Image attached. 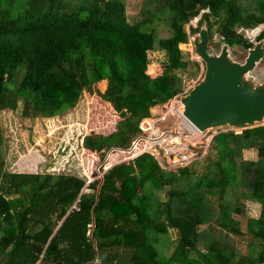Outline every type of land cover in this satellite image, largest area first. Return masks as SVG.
Returning <instances> with one entry per match:
<instances>
[{
	"label": "trees",
	"instance_id": "16d2710c",
	"mask_svg": "<svg viewBox=\"0 0 264 264\" xmlns=\"http://www.w3.org/2000/svg\"><path fill=\"white\" fill-rule=\"evenodd\" d=\"M142 2L128 17L125 0H0V264H264V126L219 133L210 145L216 159L208 154L178 175L147 155L109 169L100 186L72 169L6 168L2 115L20 103L24 118H54L103 84L102 99L128 112L111 139L96 135L110 142L96 150L127 148L150 108L183 92L181 75L200 73L180 49L187 30L205 26L211 41L245 51L264 39V0ZM259 26L250 40L246 31ZM153 51L163 54L157 66ZM248 149L256 160H243ZM244 200L260 212L241 229ZM210 223L217 231L202 229ZM246 236L243 253L236 241Z\"/></svg>",
	"mask_w": 264,
	"mask_h": 264
},
{
	"label": "rangeland",
	"instance_id": "374dc122",
	"mask_svg": "<svg viewBox=\"0 0 264 264\" xmlns=\"http://www.w3.org/2000/svg\"><path fill=\"white\" fill-rule=\"evenodd\" d=\"M142 8V0H125V10L128 17L138 16ZM198 20L199 17L192 20L191 23L186 26V29L188 26L196 27ZM262 29L263 26H259L255 30H248L246 31V36L250 40H254ZM197 34L191 36L192 39ZM221 46L222 43L218 42V40H210L208 52L218 54ZM180 49L190 60L196 61L200 65V73L195 78L190 77V70L188 73L181 75L184 82L182 93H188L199 81L202 80L205 67L204 63L200 61L195 54L194 47L190 51L189 47L182 45ZM229 55L232 60L242 63L247 57V51L241 49L239 46H233L229 50ZM148 58L153 65L155 64V66H157V63L163 60V54L157 51L149 52ZM249 76L254 77L256 82H264V59L256 65L255 69ZM104 88L105 85L100 84L93 86L91 90H85L82 93L78 104L72 110L66 111L62 115L54 118H24L21 115V103L14 113H3L2 131L5 145V149L3 148V150L6 168L9 169L10 172L15 173L35 172L40 174L47 172L57 174L65 169H72L73 172L82 175L89 180L88 182H98V186H100L103 175L108 172L109 169L121 163L132 162L134 160L133 157L135 156L132 157L133 154H128L127 151L130 149L128 147L131 142L140 135L141 125H146V122H150L151 120L155 121L157 118L155 114H164V109H156L157 107L150 108L148 114L139 120L137 132L134 134V138L131 140L127 148L110 145L109 147L100 150V152H97L96 149L98 147L100 148V145L105 146L106 144H110V142H104V144H102L101 139L98 141L97 139L99 138L96 137V135H101L106 138V140L111 139L110 136L115 131L117 122L120 119L119 115H124L128 112L125 110L122 113H119L111 108L102 99L101 95L98 94L102 93ZM170 101L164 105L169 107L171 105ZM168 103L170 105H168ZM162 117L163 116H161V118ZM170 117L171 118L169 119L166 118L167 121L166 119L164 121L161 119L162 121L157 124V129L162 131L165 130V127L171 128L174 121L184 123L183 119L176 113ZM259 126H264V121L252 126L219 128L217 133L231 131L235 134H242ZM211 134L214 135L213 132ZM87 139H91V141H88ZM90 147H93V149ZM118 150L127 151L121 152ZM212 151L213 150L210 147L208 154H210L211 158L215 160L216 154ZM144 155L150 156V154ZM255 155L254 149H248L242 152L243 160L247 161L253 159L256 160ZM139 157L136 156V158ZM204 164L205 161H200L192 168H197V171L200 173L206 165ZM179 171L174 173L178 175L177 173H179ZM228 198L230 201V197ZM241 202L245 205V214L238 215L237 218L241 220V229H245L247 219L257 218L259 216L260 207L247 200ZM202 229L217 231L218 227L215 223H210L209 225L203 226ZM169 235L172 239L177 237V234L173 232H170ZM159 238L160 243L166 242L167 244V237L163 236ZM249 242L247 236L242 241L237 240L238 251L243 253L247 252V245ZM257 249L259 250V247L254 248V250ZM170 250L171 249L168 248L163 251L166 255L170 253Z\"/></svg>",
	"mask_w": 264,
	"mask_h": 264
},
{
	"label": "water",
	"instance_id": "95a60500",
	"mask_svg": "<svg viewBox=\"0 0 264 264\" xmlns=\"http://www.w3.org/2000/svg\"><path fill=\"white\" fill-rule=\"evenodd\" d=\"M209 41L206 27L193 38L194 52L205 70L202 80L180 99L182 117L200 132L262 123L264 82L249 75L264 59V39L247 50L242 63L231 59L226 44L218 54L209 53Z\"/></svg>",
	"mask_w": 264,
	"mask_h": 264
},
{
	"label": "built area",
	"instance_id": "2783aa9c",
	"mask_svg": "<svg viewBox=\"0 0 264 264\" xmlns=\"http://www.w3.org/2000/svg\"><path fill=\"white\" fill-rule=\"evenodd\" d=\"M188 42L184 44L193 49V39L187 30ZM187 92L175 96L169 107L166 105L158 106L156 109H164V114L157 115L155 121L146 122V125H141L140 135L131 142L127 151L128 154H133L134 159L144 154H150L155 160L159 168L165 172H176L188 168L191 164L202 160L208 155L212 139L218 134L217 129L200 132L190 123H186L181 115V97ZM176 113L181 117L184 123L174 121L171 128H166L160 131L157 129V124ZM160 116V118H159ZM161 116H163L161 118ZM166 119V121H167ZM176 120V119H175ZM224 128V127H221ZM214 133L211 134V133ZM121 152H126L118 150ZM77 210V207H73Z\"/></svg>",
	"mask_w": 264,
	"mask_h": 264
},
{
	"label": "bare ground",
	"instance_id": "6f19581e",
	"mask_svg": "<svg viewBox=\"0 0 264 264\" xmlns=\"http://www.w3.org/2000/svg\"><path fill=\"white\" fill-rule=\"evenodd\" d=\"M186 123H188L186 120H184Z\"/></svg>",
	"mask_w": 264,
	"mask_h": 264
},
{
	"label": "clouds",
	"instance_id": "9594fccd",
	"mask_svg": "<svg viewBox=\"0 0 264 264\" xmlns=\"http://www.w3.org/2000/svg\"><path fill=\"white\" fill-rule=\"evenodd\" d=\"M258 35V34H257ZM88 183H90V182H88Z\"/></svg>",
	"mask_w": 264,
	"mask_h": 264
}]
</instances>
